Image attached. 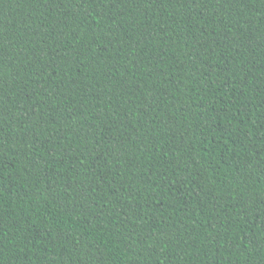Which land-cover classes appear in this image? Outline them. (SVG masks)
I'll return each instance as SVG.
<instances>
[{
	"label": "trees",
	"instance_id": "1",
	"mask_svg": "<svg viewBox=\"0 0 264 264\" xmlns=\"http://www.w3.org/2000/svg\"><path fill=\"white\" fill-rule=\"evenodd\" d=\"M0 264H264V0H0Z\"/></svg>",
	"mask_w": 264,
	"mask_h": 264
}]
</instances>
